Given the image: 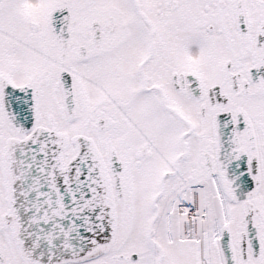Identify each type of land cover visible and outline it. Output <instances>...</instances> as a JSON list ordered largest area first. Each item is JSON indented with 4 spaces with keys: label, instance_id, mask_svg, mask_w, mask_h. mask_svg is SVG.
<instances>
[{
    "label": "snow or ice",
    "instance_id": "1",
    "mask_svg": "<svg viewBox=\"0 0 264 264\" xmlns=\"http://www.w3.org/2000/svg\"><path fill=\"white\" fill-rule=\"evenodd\" d=\"M0 264H264V0H0Z\"/></svg>",
    "mask_w": 264,
    "mask_h": 264
}]
</instances>
